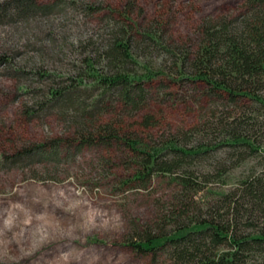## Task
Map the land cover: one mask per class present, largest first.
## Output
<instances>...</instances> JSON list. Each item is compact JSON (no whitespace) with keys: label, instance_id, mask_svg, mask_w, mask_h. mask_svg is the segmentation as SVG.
<instances>
[{"label":"rangeland","instance_id":"obj_1","mask_svg":"<svg viewBox=\"0 0 264 264\" xmlns=\"http://www.w3.org/2000/svg\"><path fill=\"white\" fill-rule=\"evenodd\" d=\"M77 1L101 10L87 15L66 7L29 24L0 26V53L17 56L16 62L29 70L71 76L76 65L83 66L85 44L102 34L111 10L119 14L134 2L133 19L141 31L156 27L179 53L199 45L202 25L230 21L246 5V0ZM172 63L167 62L168 70ZM24 83L0 68V158L53 140L75 142L78 133H96L106 124L152 147L174 140L182 147L210 143L217 149L194 161L190 170L199 188L192 191L179 182L182 172L157 175L145 185H123L140 166L122 142L73 147L56 161L1 169L0 264H175L164 253L154 257L126 248L134 226L168 232L176 227L175 219L184 223L215 212H230L226 217L234 220L242 182L264 180V112L251 103L218 100L201 85L164 76L148 86V99L137 110L108 102L81 123L58 113L31 119L26 114L31 98L20 91ZM238 114L248 128L255 127L256 153L220 145L227 120ZM222 171L224 177H218ZM184 205L189 212L177 218ZM251 218L252 230L264 231V214L259 210Z\"/></svg>","mask_w":264,"mask_h":264},{"label":"trees","instance_id":"obj_2","mask_svg":"<svg viewBox=\"0 0 264 264\" xmlns=\"http://www.w3.org/2000/svg\"><path fill=\"white\" fill-rule=\"evenodd\" d=\"M135 5L133 2L119 14L110 11L102 34L85 44L88 54L83 66L76 65L71 76L41 68L29 70L16 62L17 56L0 53L4 75L25 81L20 91L31 98L26 105L28 117L48 118L58 113L81 123V119L98 114L108 102L112 106L119 102L137 110L148 99V86L164 76L174 82L201 85L207 95L218 100L251 103L264 112V93H260L264 92V0H246L245 10L230 21L202 25L199 45L194 50L179 53L156 27L141 31L142 26L133 19ZM66 7L87 15L101 10L77 0H0V26L29 24L59 9L62 12ZM169 60L173 63L168 70ZM243 117V114L230 116L224 127L226 137L220 145L256 153L259 147L253 137L255 127L248 128ZM109 125L97 129L96 133L82 131L75 142L58 139L12 156L4 155L0 158V170L56 161L63 150L73 147L81 150L94 144L107 147L122 142L140 166L133 178L123 185L136 182L145 185L157 175L182 172L179 182L192 191L199 188L190 170L194 161L210 157L217 149L210 143L182 147L174 140L152 147L121 135ZM217 174L224 177L223 171ZM241 185L242 199L234 202V220L227 218L230 212L227 215L215 212L208 218L184 223L175 219L176 227L168 232L157 233L150 227L144 230L134 226L135 233L124 246L140 255L157 257L164 253L175 264H264V231L252 230L255 224L251 222L255 212L260 210L264 214V180L247 179ZM188 212L184 205L183 214L176 217Z\"/></svg>","mask_w":264,"mask_h":264}]
</instances>
